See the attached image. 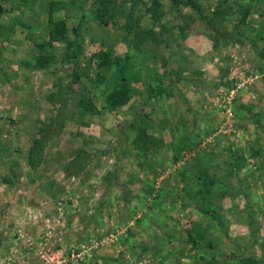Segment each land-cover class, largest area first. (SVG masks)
<instances>
[{
    "label": "rangeland",
    "instance_id": "374dc122",
    "mask_svg": "<svg viewBox=\"0 0 264 264\" xmlns=\"http://www.w3.org/2000/svg\"><path fill=\"white\" fill-rule=\"evenodd\" d=\"M50 1L54 3L53 10L50 11L52 19L63 18L66 22L68 42V39L58 42L48 37L45 26ZM159 1L162 15L159 22L153 24L147 10L152 0H117L115 23L104 29L93 17L92 0L84 3L82 0H0V138L2 136L8 138L7 142L10 143L0 141V148L10 149L8 150L10 157L20 156L19 154L24 151L27 152L28 142L31 141L24 162L33 166V163H39L45 149H48L47 152L58 153L60 148H63V151H69L72 147L75 149L72 152L77 157L74 158V156L67 162L70 164V169L81 162L82 166L73 169L75 171L73 173L79 174L86 169L95 148L101 147L100 143L99 147L93 145L96 142L95 138L105 139V149L99 152L108 157L115 156L116 144L124 138L130 152L150 154L156 143L157 145L163 144L165 139L162 137L157 141L145 140L148 138L145 136V128L141 125L144 116L138 111L145 96L139 93V90H148L151 85H156L158 79L162 81L164 91L157 102L163 101V104L162 102L159 104L164 106L167 104V107L156 108V111L162 117H170L171 114L168 111L165 113V110L173 107L171 96H175L176 93L182 94L180 91L182 85H178L177 82L182 81L183 75L180 68L187 63V51L183 44L184 33L189 30L193 31L192 35L201 37L202 32L194 33V26L207 25V23L190 6H180L175 9L171 7L169 0ZM200 1L203 14H211L219 6L230 13L229 17H227L228 14L226 15V19L236 21L240 29L237 33L227 34L225 38L219 34L218 23L215 27L207 25L212 30L210 33L212 42H216V37H218L227 43L234 42L236 46H239L237 41L247 45L246 43L254 38L252 30L246 26V18L241 19L242 13L250 9L247 4L250 3L249 0L248 2L247 0ZM257 3L264 7V0H258ZM127 25H130L131 33H127ZM242 26L246 27L242 28ZM147 29L153 30L155 39L147 38L135 48L132 41L134 31ZM37 42H43L44 48H37L35 46ZM100 50L110 51L114 59L120 58L121 64L125 67L129 85H131L132 93L129 100L111 111L105 109L104 104L106 96L114 85L112 74L114 66L111 65L110 68L108 63L98 58L96 52ZM239 50L228 54L229 68L227 69L230 72L226 74L227 80L225 82L213 80L214 82L210 81L205 84L214 89L213 96L208 98L212 103L210 110L214 113L213 118L216 115L214 111L217 110L218 123L209 135H205L200 145L202 149L207 150L208 148L207 152L212 154L221 151L217 144L213 145V141L218 138V134L214 135L217 130L222 134L221 136H227L229 140L233 137L243 146H246L253 138V133L249 128L237 127L236 108L238 103L246 107L250 106V108L256 104L259 99L254 87V78L261 75L259 70L257 71L253 66L252 61L248 59L246 49ZM42 54L47 56V60L40 64L37 59ZM188 56L191 58L190 54ZM147 78L149 79L146 80ZM196 85L200 86L199 82H196ZM82 100L87 101V106L91 107L90 110L80 105ZM262 102L264 103V99ZM251 118L248 120L252 121ZM248 124L252 127L251 122ZM163 130L167 133L166 140H168L169 129ZM241 131L246 134L240 135ZM262 133L259 134L262 145L259 147L261 153L259 157L264 156V134ZM36 138L42 141V151L39 155L33 154V159H31L29 151ZM219 140L223 138L220 137ZM21 157L20 159L23 160ZM184 157L186 155L178 161L180 166L184 165L187 159ZM248 157L243 163L244 172L248 173L243 175L241 181L252 184V190H246L247 187H244L242 183L245 191L240 192L238 189L236 191L232 184L237 178L225 174L223 177H203L209 189L205 193L187 194L189 198L195 195L196 199L202 200L201 206L206 210L216 208V211L220 212L223 217L225 225L218 226L209 217H204L209 218L208 221L200 219L202 227L198 230L200 232L205 230L206 237L203 242L201 241L202 244L188 241V249L190 248L188 252L193 250L195 255L185 264H264V161H262L264 157L262 160L254 155ZM112 162L109 163L112 164ZM176 163L177 161L171 166H166L165 173L169 174L171 170H177L179 167ZM69 173L72 174V172H67L66 175ZM229 181L232 183L227 184ZM24 186L25 184H22V187ZM180 194L183 195V193ZM148 196L150 200L154 199L156 190H152ZM74 197L69 190L56 194V197L52 198L55 210L52 214L44 212L45 200L38 198L34 206L31 204L29 208L22 209L19 219L11 223V227L15 229L24 226L30 228L29 232L35 235L37 231L43 230L48 225L54 226L57 231L61 232V238L51 240L49 246L53 252L58 254L63 250L67 251L70 244L90 245L91 241L101 240L115 230H122L112 243L91 249L86 256V264H96L92 254L99 249L116 248L119 250L121 248L124 250L122 239L134 227L136 213L127 218L124 223L118 225L111 223L110 227L105 228L104 232L98 235H89L84 239L70 242L65 240V206L77 203L79 199ZM256 199L257 202H254ZM183 207L179 210L181 214L179 215L181 218L179 219V231H183L182 236L192 234L188 231L191 218L187 220L186 217L190 215H187ZM196 215L199 216L198 212ZM36 216L39 218V224L34 226L33 218ZM14 229L11 231L13 246L7 253L9 256L3 257L4 263L0 261V264H6L7 260H14L12 256L16 238ZM223 230L226 233H223ZM18 245V250L21 253L24 252L23 244ZM183 247L186 245H180L179 251L182 254L186 253L187 249ZM10 254H12L11 257ZM122 254L124 262L135 259L141 262L139 264H147L156 260L150 255L137 258L127 249ZM19 260L20 257H17L13 264L18 263ZM28 260L29 262L30 260L35 261L34 264H41L40 259L35 256ZM131 264L135 262L131 261Z\"/></svg>",
    "mask_w": 264,
    "mask_h": 264
},
{
    "label": "crops",
    "instance_id": "0c3cea01",
    "mask_svg": "<svg viewBox=\"0 0 264 264\" xmlns=\"http://www.w3.org/2000/svg\"><path fill=\"white\" fill-rule=\"evenodd\" d=\"M249 2L247 4L250 9L247 10L245 17L246 26L252 30L255 36L246 43L247 45L237 41L239 46H236V43H227L218 37H216L218 41L216 39V42H212L210 39L212 30L206 24L194 26V33L202 32L201 37L192 35L193 31L189 30L184 33L183 44L187 51V63L180 68L183 75L182 81L177 82L178 85H182L180 87L182 94L176 93L175 96H171L172 109L168 108L165 110L166 112L163 109L165 113L168 111L171 114L170 117H162L156 111V108L167 107V104L166 106L162 105L163 101L157 102L163 92L149 99L150 89L139 90V93H143L145 96L143 103L138 108L140 114L142 113L144 116L141 125L145 128V136L148 138L145 140L157 141L160 137L165 139L161 145L156 143L150 154L128 151L124 138L117 142L115 156L108 157V155L99 152L105 149V139L93 137L96 139L93 145L99 147L100 143L101 147L92 151V158L87 163L86 169L82 173L76 174L73 173L75 172L73 169L82 166V164L78 162L70 169V164L67 161L76 155L72 152L75 150L72 147L69 151H63V148H60L58 153L47 152L48 149H45L39 163L35 164V162L33 166L24 162L31 141L28 142L27 152L24 151L19 154L20 156L10 157L8 152L10 149L0 148L1 262L4 263L3 257L10 252V247L13 246L11 231L14 227H11V223H15L16 219H19L22 209L29 208L36 202V199L41 198V200H45L44 212L46 214L55 213L52 198L56 197V194L68 190L79 200L77 203L65 206L64 237L66 241L81 240L89 235H98L103 233L105 228L110 227L111 223L115 225L124 223L127 218L136 213L135 225L124 236L122 242L124 250H129L137 258L145 255L156 258L154 262L147 264L188 263L195 255L193 250L188 252L190 249H188V241L202 244L201 241L203 242L206 237L205 230L201 232L198 230L199 227H202L199 220L210 218L218 226L225 225L223 217L215 207L214 210H206L201 206L202 200L196 199L195 195L189 198L187 194L205 193L209 189L203 181V177H223L225 174L237 178L232 185L236 191L238 189L243 192L245 191V188L242 187L244 181L241 179L248 173L244 172L243 167L246 158L254 155L258 157L257 159L262 160L264 157H259L261 154L259 147H262L259 134L264 132V103L262 102L264 99V7L257 3L258 0H249ZM227 14L224 16L229 17L230 13ZM230 21L232 22L228 23ZM246 26H242V28ZM238 27L236 21L227 18L226 22L222 21L218 24L219 34L226 38L229 33H237L240 30ZM242 48L246 49L248 59L252 61L253 66L257 71L259 70L261 75L254 78V87L259 99L256 104L250 108V106L246 107L238 103L236 108L237 127L249 128L253 133V138L251 142L243 146L233 137L229 140L227 136H221L222 134L217 130L214 135L218 134V138L213 141V145L217 144L221 151L212 154L207 152L208 148L207 150L202 149V145H200L205 135H209L218 123L217 110L214 111L216 115L213 118L214 113L210 110L212 103L208 98L213 96L214 89L209 85L205 86V84L210 81L225 82L226 74L228 71L230 72L227 69L229 68L228 54ZM189 54L191 58H189ZM196 82H199L200 86L196 85ZM160 102H162L161 105ZM248 118H251L252 121H249ZM250 122L252 127L248 124ZM165 128H168L170 132L168 140H166L167 133L163 130ZM244 131H241L240 135L246 134ZM220 137L223 140L220 141ZM7 140L8 138L3 136L0 138V141L10 144ZM99 140L103 141L99 142ZM169 140L170 142H168ZM11 141L13 143L14 139ZM185 155L184 158L187 159L183 163L184 165L180 166L178 161ZM111 161H113L112 164L109 163ZM175 161L179 168L177 170L173 168L175 170L166 174V166H171ZM67 172H72V174L66 175ZM231 183L232 181H229L227 184ZM248 183L251 182L248 181ZM22 184L25 186L22 187ZM244 187H247L246 190H252L253 185L244 183ZM154 189L156 196L150 200L148 195ZM254 202H257V199ZM180 207L186 209L187 215H190L186 217L187 220L191 218V226L188 230L192 233L190 235L183 234L182 236L183 231H179ZM197 212L199 216L196 215ZM203 228H205L204 225ZM222 232L226 233L224 230ZM182 244L186 245L183 248H187L186 253L183 252V254L179 251ZM124 250L102 248L94 252L92 256L96 264H131V261L135 264L141 263L135 259L124 262L122 254ZM18 251L15 257H20V260L16 264L36 263L31 260L29 262L25 250L22 253L20 250ZM13 261L7 260L6 264H13Z\"/></svg>",
    "mask_w": 264,
    "mask_h": 264
},
{
    "label": "trees",
    "instance_id": "16d2710c",
    "mask_svg": "<svg viewBox=\"0 0 264 264\" xmlns=\"http://www.w3.org/2000/svg\"><path fill=\"white\" fill-rule=\"evenodd\" d=\"M87 0H82V2H86ZM93 1V17L96 19V21L99 23L101 28H106L109 25H113L115 23V18L117 16L116 13V4L117 0H92ZM169 3L171 7L173 8H179L180 6H190L194 11L200 15V17L204 20H206L207 25L215 27L216 24L220 22L226 21V16L224 14H227L226 10L221 9V7L215 8V10L211 14H203L201 10V1L200 0H169ZM54 3L50 1L48 4L49 6V13L47 16V25L46 30L48 37L50 40H56L58 42H62L65 39H68V28L66 25V22L63 18H59V20H53L52 16L50 15V11L53 10ZM161 4L159 0H152L151 5L147 7L149 18L153 24H157L159 22V19L162 15ZM231 9V8H229ZM247 12L242 13V20H245ZM53 23V24H51ZM49 24H51V28H49ZM130 25H127L126 31L127 33H131V29L129 27ZM134 39L133 44L135 45V48L138 47V44H140L143 40H146L147 38H154V32L152 29L147 30H141V31H134ZM153 35V36H152ZM142 39V40H141ZM69 39L67 40V42ZM35 46L37 48H44L43 42H37L35 43ZM98 58L101 60L103 59V62H106L109 64L108 67L111 65L114 66V70L112 72L114 77V85L113 88L109 91L108 95L105 98L106 103L104 104L105 109L111 111L124 103H126L129 98L131 97V85H129L127 76L125 75V67L121 64L120 58H115L111 55L112 53L110 51L106 50H100L96 52ZM46 55H40L37 59L38 63H43L47 60ZM73 57V56H71ZM123 62V61H122ZM111 66V67H112ZM107 67V68H108ZM110 67V68H111ZM150 97L149 99L158 96V94L162 93L164 91V83L158 79L156 81V85L151 86L150 88ZM80 105L84 107L86 110H90L91 107L87 106V101H80ZM143 131V130H142ZM42 151V141L41 139H34L33 145L29 151V157L33 159V154L39 155ZM209 212V211H208ZM249 261V260H247ZM249 264V263H248Z\"/></svg>",
    "mask_w": 264,
    "mask_h": 264
},
{
    "label": "built area",
    "instance_id": "2783aa9c",
    "mask_svg": "<svg viewBox=\"0 0 264 264\" xmlns=\"http://www.w3.org/2000/svg\"><path fill=\"white\" fill-rule=\"evenodd\" d=\"M33 219L34 226H37L39 224V218L36 216ZM29 230L30 228H25L24 226L14 229V235L16 236L15 245L12 248L14 260L17 259L15 254L18 252V244L22 243L27 257H38L41 264H86V256L91 249L112 243L116 236L122 232V230H115V232L109 233L108 236L101 240L91 241L90 243L92 244L90 245L81 244L74 246L70 244L67 251L63 250V252L58 254L53 252L49 246L51 240H60L61 238V232L57 231L54 226L51 227L48 225L43 230L37 231L35 235L31 234Z\"/></svg>",
    "mask_w": 264,
    "mask_h": 264
}]
</instances>
